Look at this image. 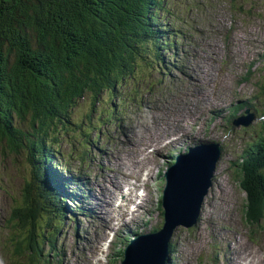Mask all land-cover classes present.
Listing matches in <instances>:
<instances>
[{"label":"rangeland","instance_id":"1","mask_svg":"<svg viewBox=\"0 0 264 264\" xmlns=\"http://www.w3.org/2000/svg\"><path fill=\"white\" fill-rule=\"evenodd\" d=\"M169 1L164 0L157 8L163 25L172 23L161 13ZM184 4L189 13L178 17H192L187 22L189 38L184 49L172 54L170 65L174 70L170 68L169 79L159 80L160 74L165 77L167 70H150L151 74L147 75L149 68L157 70L159 57L153 61L154 67L143 61L144 66H139L134 73L135 80L129 79L120 88L121 94L126 95L127 111L122 120L101 128L103 135L98 145L95 141L94 146L88 147L91 162L87 160V170L71 159V166L77 171L76 183L71 186L64 182L66 171L61 170L64 177L57 172V180L64 182L65 188L77 191L74 195L78 199L70 198L73 202L68 199L64 204L67 212L75 210L82 218L96 216L101 219L102 213L106 216L121 213V224H141L147 230L158 228L163 219L158 204L163 184L156 181L157 172L162 173L169 157L162 154L163 143L179 139L178 144L182 145V141L190 136H196L199 143L206 140L219 142L223 155L227 152L226 158L230 159L218 164L213 187L202 209L208 206L210 196L217 195L221 199L214 205L217 219L210 220L207 216L210 212L204 210L194 231L180 228L177 239H172V244L176 242L172 245L176 253L171 255V264H234L233 252L241 257L250 254V264H264V252L256 250L258 245L264 248L263 221L253 216L252 220L257 222L251 227L246 225L242 207L245 204L246 208L248 203L232 164L240 160L244 146L263 140L260 135L264 134V128L259 125L262 117L244 129L231 126L221 118L212 120V115L206 114L207 110L214 108L227 109L234 101L247 102L249 107H243L232 119L242 115L245 109L257 110L259 115L264 111V0H184ZM194 4H198V9H194ZM174 25L181 28L183 19ZM179 39L181 42L185 40L183 36ZM175 60L180 61L179 67ZM117 96L104 93L96 101L88 95L78 100L66 116L68 120L65 117L67 121L58 123L49 133L47 139L52 144L49 155L55 160L75 155L83 140L82 132L68 129L65 125L70 123L69 119L74 123H87V127L93 122L100 125L101 121H98L105 118L113 106L121 107ZM96 134L97 130L89 133V143ZM23 163L22 158L0 150V264H34L31 254L35 264H121L122 257L117 252L123 243L120 237L116 239L117 223L111 224L101 236L96 235V230L103 223L90 220H82L78 227L72 222H64L55 242L52 239L41 245V254L45 256L38 257L39 253L33 249L12 255L18 248L21 234L9 220L21 200L23 179L33 167L31 164L22 166ZM82 176L89 184L99 186L94 189L93 198L99 199L100 206L94 205L88 196L85 198V189L90 188L77 190L78 178ZM150 180L153 186L145 189ZM216 182L223 194L218 193ZM133 186L135 190L131 194L144 195V205L139 210V205L134 202L132 208L121 200V196H128L127 191ZM102 189L105 192L101 196ZM234 195L236 208H231L228 198ZM156 223L155 227L153 224ZM29 244L35 245L33 237H29Z\"/></svg>","mask_w":264,"mask_h":264},{"label":"trees","instance_id":"2","mask_svg":"<svg viewBox=\"0 0 264 264\" xmlns=\"http://www.w3.org/2000/svg\"><path fill=\"white\" fill-rule=\"evenodd\" d=\"M163 2L0 0V150L22 158V166H33L9 220L23 237L15 254H21L24 245L30 247L29 237L36 241L64 222L56 204L62 189L49 183L50 163L58 166L49 155L51 130L67 121L68 112L85 95L93 101L104 93L119 95L121 107L113 106L111 117L104 120L118 117L125 100L120 88L135 80L143 61L154 67L153 61L161 57L157 70L149 68L147 75L150 70L164 71L161 50L170 47L176 32L172 23L184 20L178 15L189 13V8L184 0H170L161 13L172 23L163 25L157 10ZM69 121L65 126L72 132L80 129L87 144L89 133L99 129L94 122L87 127ZM259 146L264 160V143ZM250 159L243 168L247 176L242 186L253 211L264 200V180L252 168L259 166V158L254 163Z\"/></svg>","mask_w":264,"mask_h":264},{"label":"water","instance_id":"3","mask_svg":"<svg viewBox=\"0 0 264 264\" xmlns=\"http://www.w3.org/2000/svg\"><path fill=\"white\" fill-rule=\"evenodd\" d=\"M237 124V123H236ZM217 155H215V158ZM174 189L169 186L165 190L163 204L165 207L164 224L163 228L157 232L153 237H145L138 241L136 244L135 255L133 259L128 261V257L124 264H164L169 254L168 241L170 240L171 233L174 229L173 224L178 221V224H187L184 220V213L181 210L174 209L175 202L170 199L174 194ZM204 189L200 194L194 198L193 205H188L187 211L193 213L190 224H193L198 216V205L203 197Z\"/></svg>","mask_w":264,"mask_h":264},{"label":"bare ground","instance_id":"4","mask_svg":"<svg viewBox=\"0 0 264 264\" xmlns=\"http://www.w3.org/2000/svg\"><path fill=\"white\" fill-rule=\"evenodd\" d=\"M184 137H185V136H183V138H184ZM178 141H179V139H177V142H178ZM191 143H192L193 145H198V144H200V147L205 148V144H204V142L202 141L201 143H199V141H198L197 138H196L195 140H192ZM176 146H178V147L175 148ZM173 147L175 148L174 151L177 150L178 153L181 152V151H183L184 148H185V147H183V146L180 145V144H177V145H175V146H173ZM170 148H171V146H168V147L166 148L165 153L168 152V150H169ZM50 173H51L52 176H53V175H55V173H57V172H56V171H50ZM82 175H86V174H82ZM64 179H65V177H64ZM114 180L116 181V179H114ZM78 182H79V183H83V186H80V185L77 184L78 189H81V188H90V189H87V191H86V189H85V192H84V196H85V198H87V196H88V197L92 200V203H93L94 205H96V206H100L101 203H100L99 199L97 200V199H95V197L93 198V196H94L93 191H94L95 188H99V186H98L97 184H94V185L89 184V183H88V180H87V178H86L85 176H82L81 178H78ZM90 185H91V186H90ZM92 186H93V187H92ZM80 187H81V188H80ZM92 188H93V189H92ZM104 192H105L104 189H102V190L100 191L101 196H102V194H104ZM58 208H59V207H58ZM68 209H69V208H68ZM62 213H64V216H63L64 221H68V220H70V221H72V222H74V223H78V222H81L82 220H90V222H92V221H93V222H94V221H97V222H101V223H103V224H101V225L97 228V230H96V235L101 234V236H103V235L106 234L107 229H108V227H109L111 224L118 223V222H117V219H116L115 217H113V216H109L108 214H107L108 216H106L105 213L100 214V215H101V216H100L101 219H97L96 216H93V217H91L90 219L82 218V217L79 216V213H78L77 211H75V210H69V211L67 212V209H65ZM103 220H104V221H103ZM107 222L109 223V225L107 224ZM105 223H106V224H105ZM135 225H137V228L135 227ZM101 230H102V233L100 232ZM116 230H117V232H118V235H119L120 239H121L122 241H126V240H128V239H131V238H134V237L140 235V234L142 233V231H143V226H142L141 224H130V225H125V224H119V223H118V226L116 227ZM156 234H158V233H156ZM156 234H155V232H154V233H152L151 236H155ZM124 236H125L126 238H124ZM171 248H172V246H171ZM226 251H229V249L226 248ZM234 259H235L234 264H236V262H237L238 260H241V257H236V258H234ZM226 260H227V257H226Z\"/></svg>","mask_w":264,"mask_h":264}]
</instances>
